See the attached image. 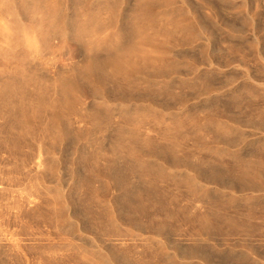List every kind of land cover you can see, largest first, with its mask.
<instances>
[{
  "label": "rangeland",
  "instance_id": "1",
  "mask_svg": "<svg viewBox=\"0 0 264 264\" xmlns=\"http://www.w3.org/2000/svg\"><path fill=\"white\" fill-rule=\"evenodd\" d=\"M139 27L137 69L86 73ZM21 76L0 264H264V0H0Z\"/></svg>",
  "mask_w": 264,
  "mask_h": 264
},
{
  "label": "bare ground",
  "instance_id": "2",
  "mask_svg": "<svg viewBox=\"0 0 264 264\" xmlns=\"http://www.w3.org/2000/svg\"><path fill=\"white\" fill-rule=\"evenodd\" d=\"M135 39L137 41L133 42L132 44H129L128 46L124 44L123 38L119 39L115 43L106 46L99 43H93L90 46H88V50L90 54H93V52H97L99 49L103 47H107L106 50H108V54L106 55L107 61L103 65L101 62H99L97 59H94L96 56L93 54L91 56V59L87 66H86V73L87 74H93L98 72L102 67H108L112 73H120L125 72L128 70H134L137 69L139 65V55L138 52L143 50L142 46L139 44V42L145 40L144 31L141 27L137 28L135 31ZM139 41V42H138ZM36 38H29L28 43L34 44V57H39V52L37 51L36 47ZM138 42V43H137ZM33 48V47H32ZM39 59V58H38ZM145 58H143L144 60ZM148 62V60H147ZM150 62H155L154 60H151ZM24 82L23 76L16 77L13 79V81L5 82L1 88L0 93H2L4 96H8L10 94H15L14 97L17 96V91L21 89V85ZM12 90H15L14 93H12ZM21 92V91H20ZM63 92H66V89L63 90Z\"/></svg>",
  "mask_w": 264,
  "mask_h": 264
}]
</instances>
